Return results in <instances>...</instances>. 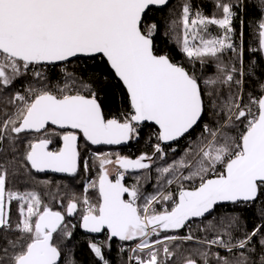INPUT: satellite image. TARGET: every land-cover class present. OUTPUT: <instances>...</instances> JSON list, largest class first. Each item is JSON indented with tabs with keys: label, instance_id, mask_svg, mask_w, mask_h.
Listing matches in <instances>:
<instances>
[{
	"label": "snow or ice",
	"instance_id": "snow-or-ice-1",
	"mask_svg": "<svg viewBox=\"0 0 264 264\" xmlns=\"http://www.w3.org/2000/svg\"><path fill=\"white\" fill-rule=\"evenodd\" d=\"M211 4L0 0V264H76L77 229L105 237L88 239L93 264H112L114 240L121 264H264V0ZM147 126L150 151L103 150ZM32 173L84 178L82 191L53 195L57 210L12 186Z\"/></svg>",
	"mask_w": 264,
	"mask_h": 264
},
{
	"label": "trees",
	"instance_id": "trees-1",
	"mask_svg": "<svg viewBox=\"0 0 264 264\" xmlns=\"http://www.w3.org/2000/svg\"><path fill=\"white\" fill-rule=\"evenodd\" d=\"M183 0H172L170 2L171 7L166 9L163 13L164 15H168L172 10H179V6ZM195 5L202 6L203 10L206 13H210L212 11V4L211 0H194ZM256 19V13L249 9V15L245 18L246 21V37H245V43L248 46L255 44V38L252 35L251 30V23ZM177 58H180L179 55H177ZM211 71V69H209ZM31 81V77L22 78V84L18 82L15 86V90L23 91L24 87H27ZM62 83V78L58 74L56 70H53L52 74V80L51 83L55 85L56 83ZM251 87V85H249ZM119 105L117 103H113L111 105L112 113H115L118 109ZM153 131V128L151 126H147L143 129V138L139 142H134L131 144H128L126 147H115V148H103V150H114V149H120L122 155H127L132 158H135V156L139 155L143 151H150V147L145 143V140L148 138L149 134ZM186 144V141L181 140L178 145H173V147L177 148L176 153H172L169 151L168 155V161L171 162L173 157H178L179 155H182V150ZM162 161H157V164H162ZM13 167H18V165H13ZM155 167V165H154ZM93 178L95 177V173L93 172L91 174ZM133 174L126 175V182L131 185L134 183V180L132 178ZM43 180H50L52 183L51 185H43L41 181ZM156 173L155 171L151 174V180H148L147 178L143 179L141 183L144 185L146 192H155L156 190ZM57 185H59V190L57 189ZM66 185V187H65ZM82 185H83V178L80 179H73L70 177H60L56 175H49V174H36L32 173L31 176L28 175H18L12 186L24 189V188H34L37 191H39L42 195H44V199L46 202L50 203L55 209L59 210V204L56 202V200L52 199L53 195H56L59 197L60 195H70L71 193L75 192L79 194L82 191ZM233 212V207L231 205L222 206L219 207L216 216H223L228 213ZM245 217H249L252 214L245 212L242 213ZM15 218V217H14ZM70 220L74 221L75 218H69ZM211 219V217H209ZM257 221L253 217L252 219L248 220V226L251 227L253 223H256ZM199 225V221L194 222L192 224V230L195 232L197 230ZM89 238H95L97 240H104V235L99 237H92L88 236L84 233H82L79 229L76 230L74 233L73 240L69 243L68 247L65 249L66 253H71L72 259L76 262V264H93L94 257L91 254L90 250L87 248V242ZM120 244L119 241H113L112 242V249L111 252L107 254L108 259L112 261V264H121V260L126 257H121V255L118 253L117 246Z\"/></svg>",
	"mask_w": 264,
	"mask_h": 264
},
{
	"label": "water",
	"instance_id": "water-1",
	"mask_svg": "<svg viewBox=\"0 0 264 264\" xmlns=\"http://www.w3.org/2000/svg\"><path fill=\"white\" fill-rule=\"evenodd\" d=\"M172 0H170V2H171ZM127 145H121V146H102V148H115V147H122V148H124V147H126ZM37 174V173H36ZM45 174H49V175H56V176H60V177H65V176H63V175H61V174H54V173H45ZM227 206V205H226ZM82 233H84L82 230H80ZM84 234H86V233H84ZM86 235H88V236H92V237H99V236H102L103 234H99V235H95L94 236V234H86Z\"/></svg>",
	"mask_w": 264,
	"mask_h": 264
},
{
	"label": "rangeland",
	"instance_id": "rangeland-1",
	"mask_svg": "<svg viewBox=\"0 0 264 264\" xmlns=\"http://www.w3.org/2000/svg\"><path fill=\"white\" fill-rule=\"evenodd\" d=\"M107 151H119V152H121V150L120 149H114V150H107ZM92 176V175H91ZM93 177V176H92ZM83 183H84V178H83ZM173 187H175V186H173ZM72 222H77L76 220H74V221H72ZM134 243V242H133Z\"/></svg>",
	"mask_w": 264,
	"mask_h": 264
},
{
	"label": "built area",
	"instance_id": "built-area-1",
	"mask_svg": "<svg viewBox=\"0 0 264 264\" xmlns=\"http://www.w3.org/2000/svg\"><path fill=\"white\" fill-rule=\"evenodd\" d=\"M134 143V142H133Z\"/></svg>",
	"mask_w": 264,
	"mask_h": 264
}]
</instances>
